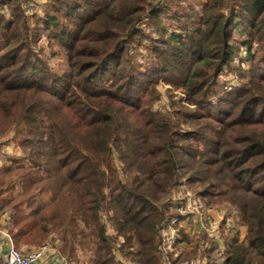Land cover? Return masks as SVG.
I'll use <instances>...</instances> for the list:
<instances>
[{
  "label": "trees",
  "instance_id": "obj_1",
  "mask_svg": "<svg viewBox=\"0 0 264 264\" xmlns=\"http://www.w3.org/2000/svg\"><path fill=\"white\" fill-rule=\"evenodd\" d=\"M53 1L56 15L69 21L53 16L44 22L48 31H59L56 38L68 52L70 72L63 76L30 58L38 38L28 21L0 19V139L13 134L22 148L20 164L0 169V198L18 189L23 197L0 199L12 215V240L32 246L58 236L59 253L69 262L119 264L113 251L122 238L118 250L135 264H163L160 232L174 216V190L186 183L198 185L210 203L235 209L247 228L244 240L233 238L223 264H264V134L256 135V123L264 122L257 115L263 104L254 94L257 79L216 105L209 102L218 76L240 49L233 32L256 34L264 43V0H207L196 32L186 29L185 36L173 33L162 41L168 50L162 70L177 72L186 91L198 95L189 102L201 110L185 119L187 130L152 112L144 96L152 82L137 87L140 72L123 66L144 15L149 11L163 26L168 8H156V0H101L97 17L79 12L91 0ZM225 2L228 17L211 12ZM208 54L218 59L210 73L188 68L194 59L206 63Z\"/></svg>",
  "mask_w": 264,
  "mask_h": 264
},
{
  "label": "rangeland",
  "instance_id": "obj_2",
  "mask_svg": "<svg viewBox=\"0 0 264 264\" xmlns=\"http://www.w3.org/2000/svg\"><path fill=\"white\" fill-rule=\"evenodd\" d=\"M75 1L78 2L79 0ZM206 3L207 0H156L154 2L156 8L166 7L169 9L162 13L161 16L164 25L158 26L153 23L148 11L144 15L143 21L137 26L138 30H140V34L128 44L126 57L129 62L123 63L126 70H131L130 72L136 73L137 75L138 72H140L141 77H139L137 87H139V85L144 87L148 82H152L148 86V93L144 95L145 100L149 102L150 110L152 112H159L171 116L170 119L172 122L180 123L182 130L189 129V126L183 125L185 124V119H189L190 116L199 113L201 106L191 105L189 100L193 98V96L197 98L198 95L192 96V94L186 91L185 85L179 81L177 72L162 70L168 51L167 46L164 45L162 41L164 39L167 40L173 33L185 36L186 29L196 32L200 22H202L201 19L205 20L206 18ZM102 5L103 3L101 0H91L89 5H80L78 9L80 14L100 17V6ZM211 12L213 14H221L226 18L230 10L227 6V2H225L223 8H212ZM53 16L57 17L61 24L65 25L69 23L63 14L60 13L56 15L53 0H14L13 4H6L0 1V19L3 22L11 21L14 18L25 19V21H28L31 30H33V35L37 36L38 41L30 47L33 52L30 58L33 61H38L44 66H47L51 74L63 76L70 72L68 52L60 46L56 38L59 31H48L47 27L44 25V22H47V20H50ZM214 17L220 19L221 16ZM233 38L239 43L240 49L236 53L234 60L229 64V67L224 69L218 76L213 90L216 92V96L211 97L209 102L212 105H216L219 101V97L226 98L228 95L230 97L232 92H235L236 89L242 88L245 84L247 85L251 79H257V89L255 87L254 94L263 102V104L261 103V105L258 106L257 115L258 119L264 122V43H259L258 39L256 41V34L248 37L245 33L239 32L238 30L233 32ZM246 40H249L248 46L246 45V47H243L245 45H241V42ZM212 56L213 55L208 54L209 59L203 65H201L197 59H194L193 63H190L188 68H198L202 70L203 73L208 74L210 73L211 64L218 62V59L216 60ZM259 74H262L263 77H258ZM137 75L134 76L136 77ZM203 106L208 107L209 104H203ZM234 117L236 116H226L224 119L230 120ZM259 134H264V125L257 122L256 135L258 136ZM210 137L216 140L215 136L211 135ZM14 138L15 136L10 134L0 139V169L4 166H17L20 164L22 148L18 144L19 141ZM113 158L115 165L119 169L118 175L120 178H125L126 173L124 172L122 162L119 160L116 152H114ZM10 160L15 162L12 163ZM19 191L18 189L16 194L15 192H9V194H5L0 199L8 200L14 195V202H19L23 199V197L17 194ZM201 192L202 189H200L198 185H189L186 183L176 188L170 202L171 212L174 216L169 219V221L180 217H182L183 221L191 218L192 214L190 213L191 209L188 208L189 204L191 207H201L202 209L200 212L203 214L215 212L216 215L224 216L222 227L220 226L221 240L218 241L208 236L207 233L199 232L196 225L188 226L184 230L185 234L183 235V239L177 243L173 249L171 259L174 264H181L191 258L201 256L202 254L208 257V264H210L209 255L211 249H213V255L211 257L212 264H215V260L217 264H223L226 259V251L233 238L237 236L240 240H244L247 235V228L239 223L238 213L235 209L225 203L212 204L201 196ZM41 200L44 204H47L49 203V196L46 195L42 197ZM219 202L222 201L219 200ZM63 206L65 207L64 204ZM11 216L10 209L4 210L0 204V220L5 217L10 218L8 223L3 226L5 230H8L10 237L11 234L9 231L12 228ZM106 222L109 235H115V231L111 227L108 219H106ZM116 242L119 243L120 238ZM13 244L17 249L22 251L34 249L43 245H50L59 252L58 246L61 244V241L58 236H53L50 240H47L41 245L23 246L16 244L14 241ZM221 248L222 252L220 251ZM120 254L123 256L124 260L122 264H135L121 252ZM0 264H6L5 256L2 257L1 253Z\"/></svg>",
  "mask_w": 264,
  "mask_h": 264
},
{
  "label": "built area",
  "instance_id": "obj_3",
  "mask_svg": "<svg viewBox=\"0 0 264 264\" xmlns=\"http://www.w3.org/2000/svg\"><path fill=\"white\" fill-rule=\"evenodd\" d=\"M191 218L183 221L182 217L174 218L171 221L164 223L160 235L159 250L163 258L164 264H174L171 256L174 247L183 239V229L188 226L199 225L201 232L207 233L208 236L216 240H221L220 226L222 227V221L224 222V216L216 215L215 212L201 213V207H191L189 204ZM5 224L10 220L9 217H5ZM182 219V220H181ZM195 223V224H192ZM185 228V229H186ZM6 236L8 237V249L5 254L6 264H71L69 260L63 257L50 245H43L30 250H19L11 239L8 230H5ZM124 241L120 238V242L116 244V249L113 253L119 264H122L123 256L118 250L120 244ZM222 252V248L220 249ZM181 264H208V257L201 255L195 258H191Z\"/></svg>",
  "mask_w": 264,
  "mask_h": 264
},
{
  "label": "crops",
  "instance_id": "obj_4",
  "mask_svg": "<svg viewBox=\"0 0 264 264\" xmlns=\"http://www.w3.org/2000/svg\"><path fill=\"white\" fill-rule=\"evenodd\" d=\"M228 225H229V223H228ZM0 226L2 227V228L0 227V253L2 254V257H4L6 252H7V249H8V237L6 236L5 229L3 228V226H5V219L4 218H2L0 220ZM185 228H186V226H185ZM185 228L183 229V235L185 234L184 233ZM196 228L199 230V232H201L198 224H196Z\"/></svg>",
  "mask_w": 264,
  "mask_h": 264
}]
</instances>
